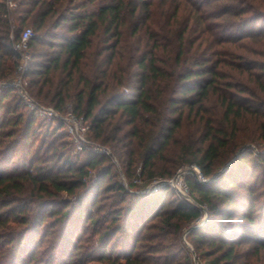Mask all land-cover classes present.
Here are the masks:
<instances>
[{
  "label": "trees",
  "instance_id": "16d2710c",
  "mask_svg": "<svg viewBox=\"0 0 264 264\" xmlns=\"http://www.w3.org/2000/svg\"><path fill=\"white\" fill-rule=\"evenodd\" d=\"M13 1L0 0V79L31 27L37 102L90 120L129 180L188 160L208 181L188 179L195 202L170 185L137 192L5 87L0 264H264V0Z\"/></svg>",
  "mask_w": 264,
  "mask_h": 264
},
{
  "label": "built area",
  "instance_id": "2783aa9c",
  "mask_svg": "<svg viewBox=\"0 0 264 264\" xmlns=\"http://www.w3.org/2000/svg\"><path fill=\"white\" fill-rule=\"evenodd\" d=\"M7 3L9 4L10 7H14L16 5V3L13 0H7ZM33 35L34 32L32 28L26 27L23 30L20 39L15 42L14 49L19 54V65L15 71V75L11 80L0 79V91L8 86L14 87L17 93L19 94V96L25 102V104L28 107H30L33 111H35L37 115L48 119L61 121L67 132L74 140L76 144V148L78 150H82L84 147H86L87 135L91 127L90 120L85 119L84 116L75 113L72 107H68L64 113H61L53 106H48L39 103L33 97H31V95L27 90L26 71L30 63L29 41L33 37ZM97 150L99 152L106 153L108 155L110 154L107 150L103 148H99ZM195 172L198 181L200 182L208 181V178H206V176L202 173L201 169L195 168ZM176 184H177V178L160 180L153 186L151 190L148 189L146 192H149V190L152 192L158 191L161 187L165 185L176 187ZM189 188L190 186H188V184L185 183L184 189L187 190L188 194L190 195ZM177 189L183 195H186V193H184L183 190H180L178 187Z\"/></svg>",
  "mask_w": 264,
  "mask_h": 264
},
{
  "label": "rangeland",
  "instance_id": "374dc122",
  "mask_svg": "<svg viewBox=\"0 0 264 264\" xmlns=\"http://www.w3.org/2000/svg\"><path fill=\"white\" fill-rule=\"evenodd\" d=\"M15 75V74H14ZM26 81H27V90L29 92V89H28V80L26 78ZM30 94V92H29ZM31 95V94H30ZM31 97H33L31 95ZM34 98V97H33ZM25 103V102H24ZM43 104V103H42ZM47 105V104H45ZM48 106H51V105H48ZM68 107H71V104L68 106ZM67 107V108H68ZM29 109H31L30 107H28ZM66 108V109H67ZM65 109V110H66ZM32 110V109H31ZM65 110L62 112L60 111L61 113H64ZM39 116V115H38ZM39 119H45L46 122H49L50 120L54 121V125L55 123L59 122L58 120H53V119H48V118H45V117H41L39 116ZM71 137V136H70ZM72 138V137H71ZM74 141V140H73ZM86 147L87 148H90V149H94V150H97L99 148H103L105 150H107L110 154V156L113 158V161L115 163V166L116 168L118 169L119 171V177H120V180L124 182L125 185H128L130 182H132L134 185H133V190L137 191V192H146L148 189H152L153 186L160 180H167V179H173V178H177V184H176V187L175 186H172V188L174 189V191L176 192L177 196L179 197H185L187 199H189L190 201L192 202H195V197L197 198L198 195L197 193H192L191 189L189 188V192H190V195L188 194L187 190L184 189V184L187 183L188 184V179H193L195 177L196 178V175H195V168L196 169H200L199 168V165L197 163H189L188 160L186 162H184V164H182L180 167H178V169L176 170V172L174 173L173 176L171 177H163L162 175H156L152 178V180L150 182H145V180H143V178L140 176V173H141V166L138 167V170H137V176L134 177L132 180H129L126 175L124 174V172L122 171V166H121V163L120 161L118 160L116 154L112 151L111 148L109 147H106L100 143H97V142H94L92 141L89 136L87 135V143H86ZM84 147V148H86ZM83 148V149H84ZM77 149V148H76ZM82 149V150H83ZM243 148L239 149L238 151H236L234 153V156H232L221 168L219 171L223 170V168L229 163H231L237 156L236 154H239L240 150H242ZM78 150V149H77ZM81 151V150H80ZM98 151V150H97ZM236 156V157H235ZM228 164V165H229ZM227 167V166H226ZM225 169V168H224ZM194 173H193V172ZM93 176H95V171H92L91 173ZM194 176V177H193ZM189 186V184H188ZM177 187L180 189V190H183L184 193H186V195H183L178 189ZM152 193V191H150ZM148 192V193H149ZM200 207L203 209V215L202 217L196 221V226H200L201 224H203L207 218H208V213H207V210H206V207L204 205H200ZM189 229L185 231L184 235H183V239H184V242L186 244V246L188 248H190L192 251H193V248H192V245L190 244V242L188 241L187 239V233H188ZM193 253V259H192V264H200V261L198 260V258L196 257V255ZM98 264V263H96ZM99 264H106V263H99Z\"/></svg>",
  "mask_w": 264,
  "mask_h": 264
},
{
  "label": "water",
  "instance_id": "95a60500",
  "mask_svg": "<svg viewBox=\"0 0 264 264\" xmlns=\"http://www.w3.org/2000/svg\"><path fill=\"white\" fill-rule=\"evenodd\" d=\"M237 155H238V154H236V156H237ZM236 156H235V157H236ZM228 164H229V163H228ZM228 164H227L226 166H228ZM226 166H225V167H226ZM225 167H224V168H225ZM224 168H223V169H224ZM221 171H222V170H221ZM192 172H193V171H192ZM193 173H194V172H193ZM213 178H214V177H213ZM213 178H212V179H213Z\"/></svg>",
  "mask_w": 264,
  "mask_h": 264
}]
</instances>
